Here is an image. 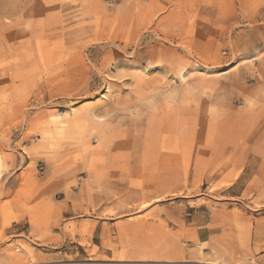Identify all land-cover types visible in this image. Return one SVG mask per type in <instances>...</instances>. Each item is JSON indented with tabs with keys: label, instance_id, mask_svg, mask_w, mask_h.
<instances>
[{
	"label": "rangeland",
	"instance_id": "374dc122",
	"mask_svg": "<svg viewBox=\"0 0 264 264\" xmlns=\"http://www.w3.org/2000/svg\"><path fill=\"white\" fill-rule=\"evenodd\" d=\"M0 264H264V0H0Z\"/></svg>",
	"mask_w": 264,
	"mask_h": 264
}]
</instances>
